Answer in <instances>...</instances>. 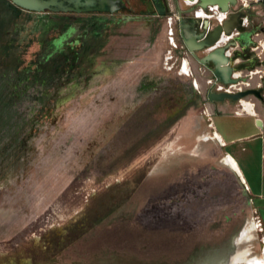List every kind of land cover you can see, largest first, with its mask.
I'll return each mask as SVG.
<instances>
[{
	"label": "rangeland",
	"instance_id": "rangeland-1",
	"mask_svg": "<svg viewBox=\"0 0 264 264\" xmlns=\"http://www.w3.org/2000/svg\"><path fill=\"white\" fill-rule=\"evenodd\" d=\"M125 1L36 13L0 0V55L14 47L21 62L0 64V264H259L253 201L207 98L250 88V75L221 84L198 61L208 49L187 50L177 10L189 2L167 0L157 17ZM235 8L256 52L263 18ZM242 101L263 113L254 95L229 102Z\"/></svg>",
	"mask_w": 264,
	"mask_h": 264
},
{
	"label": "water",
	"instance_id": "water-1",
	"mask_svg": "<svg viewBox=\"0 0 264 264\" xmlns=\"http://www.w3.org/2000/svg\"><path fill=\"white\" fill-rule=\"evenodd\" d=\"M14 6L28 12H108L114 13L124 7L123 0H9ZM155 11L153 15L165 16L167 11L162 0H151ZM191 5L187 9L193 16H182V10L178 9V33L185 47L190 53L208 49L207 52L198 58V61L209 66L216 82L221 84L238 83L245 78L236 75L241 70L254 69L259 64L256 53L248 48L250 25H247L245 12L237 10L229 12L227 18L221 23L210 26L207 17L200 18L196 9L204 12L211 11L216 18L220 13H226L236 5L237 0H187ZM236 33L234 35L233 33ZM228 37L221 42L222 36ZM240 46V49H236ZM233 49V50H229ZM241 59L242 62H237ZM263 88H246L243 90L231 91H207V98L210 101L240 100L248 95H254L263 102Z\"/></svg>",
	"mask_w": 264,
	"mask_h": 264
},
{
	"label": "crops",
	"instance_id": "crops-1",
	"mask_svg": "<svg viewBox=\"0 0 264 264\" xmlns=\"http://www.w3.org/2000/svg\"><path fill=\"white\" fill-rule=\"evenodd\" d=\"M250 11L253 19L257 20L258 17H261L264 22L260 6H253ZM237 62L240 60L237 59ZM185 63L187 65L186 61ZM254 71L255 68L246 72L237 71L235 74L245 77L250 75L246 84H249L250 88H263L264 96V87H262L264 72L256 78V75L252 76ZM229 101H218L216 104H212V128L214 135L217 134L220 137L218 141L224 147L226 156L233 159L236 165V171H234L239 173L246 185L264 240V114L257 110L253 114L248 113L242 108L239 111ZM215 117L220 120L225 119L226 122L220 124Z\"/></svg>",
	"mask_w": 264,
	"mask_h": 264
},
{
	"label": "flooded vegetation",
	"instance_id": "flooded-vegetation-1",
	"mask_svg": "<svg viewBox=\"0 0 264 264\" xmlns=\"http://www.w3.org/2000/svg\"><path fill=\"white\" fill-rule=\"evenodd\" d=\"M185 1H187V0H185ZM123 2H124V7H126V1L123 0ZM162 2L164 4V6H165L166 11L168 12V10H169L168 1L167 0H162ZM136 5H139V6L143 5L145 7L147 6V11L145 12L146 14L147 13L152 14L155 11L151 0H137ZM124 7H122V8H124ZM118 11H120V9ZM187 13L188 12H186V10H184V12H182V16H187ZM192 15H193V13H192ZM155 16L161 17V16H158V15H155ZM201 16H203V15H201ZM246 21H247V25H250L249 24V19H247ZM250 27H252V26L250 25ZM248 40H249L248 48L251 50L250 45L252 43V40H251V38L248 39ZM62 41H63V39L61 37H58V38L54 39L51 42V45H53V47L56 49L57 47H59L61 45ZM66 41H70V40H66ZM8 49H9L8 52L0 55V64H4V65L14 64L16 66L20 65L21 64L20 60L17 57H15V49H14V47H9Z\"/></svg>",
	"mask_w": 264,
	"mask_h": 264
},
{
	"label": "built area",
	"instance_id": "built-area-1",
	"mask_svg": "<svg viewBox=\"0 0 264 264\" xmlns=\"http://www.w3.org/2000/svg\"><path fill=\"white\" fill-rule=\"evenodd\" d=\"M255 5H258L261 7L262 13L264 15V0H241V7L243 10L244 9L245 10L250 9ZM235 7H236V5L233 6L232 9H230V11H228L226 13H220L219 17H218L219 23H221L225 18H227L229 12L239 10L238 8H235ZM247 18H248V16H247ZM255 48L257 49V51L255 53L258 56V59H259L261 65L263 66L262 72H264V37L260 41H258L257 46Z\"/></svg>",
	"mask_w": 264,
	"mask_h": 264
},
{
	"label": "bare ground",
	"instance_id": "bare-ground-1",
	"mask_svg": "<svg viewBox=\"0 0 264 264\" xmlns=\"http://www.w3.org/2000/svg\"><path fill=\"white\" fill-rule=\"evenodd\" d=\"M151 8V7H150ZM196 13H197V15L198 16H201V15H203L204 16V11L202 10V9H196ZM223 38H225V40H226V38H228V37H226L225 35L224 36H222V38H221V42H223ZM184 70H186V68L184 69ZM242 106H243V110L244 111H246V112H248V113H255L256 111H255V108H254V105L252 104V103H250V102H245V101H242ZM216 137L215 138H217L218 140H220V137L216 134L215 135ZM225 160H226V163L233 169V170H235L236 171V165H235V163H234V161H233V159L230 157V156H226V158H225ZM237 173V172H236ZM238 175H239V173H237ZM239 177H240V175H239ZM241 178V177H240ZM242 180V179H241ZM243 181V180H242ZM239 261H242V259H241V257H236L235 259H232L231 260V262H228V263H226V264H232V262H239ZM253 262H256V263H264V257H261V258H254L253 260H252Z\"/></svg>",
	"mask_w": 264,
	"mask_h": 264
}]
</instances>
